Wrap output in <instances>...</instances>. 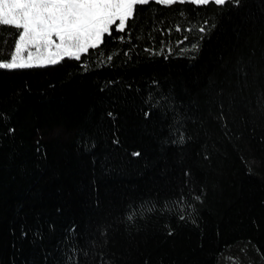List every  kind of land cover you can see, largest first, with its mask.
Returning a JSON list of instances; mask_svg holds the SVG:
<instances>
[{"label": "trees", "instance_id": "1", "mask_svg": "<svg viewBox=\"0 0 264 264\" xmlns=\"http://www.w3.org/2000/svg\"><path fill=\"white\" fill-rule=\"evenodd\" d=\"M137 15L0 69V264H264V0Z\"/></svg>", "mask_w": 264, "mask_h": 264}, {"label": "snow or ice", "instance_id": "2", "mask_svg": "<svg viewBox=\"0 0 264 264\" xmlns=\"http://www.w3.org/2000/svg\"><path fill=\"white\" fill-rule=\"evenodd\" d=\"M239 2L240 0H0V27H9L18 34L10 59L0 62V69L41 68L61 64L66 59L79 61L89 50H95L104 44L106 36L112 37L114 28L117 33H124L129 29L130 36L129 22L134 27L138 19V6L150 3L164 6L185 3L225 6ZM140 11H143L142 7ZM175 30L181 31L180 26L177 25ZM199 31L203 33L205 28L200 27ZM119 39L123 40L124 36ZM184 39L187 40L188 37L185 36ZM180 43L183 41L178 42ZM192 47L195 49L197 46ZM168 51L171 52L172 49L169 48ZM108 59L111 60V56ZM108 115L113 114L110 112ZM133 155L139 156L140 153ZM182 204L183 197L177 201L178 206ZM71 259L70 257L69 260ZM102 264L111 262L102 259Z\"/></svg>", "mask_w": 264, "mask_h": 264}]
</instances>
